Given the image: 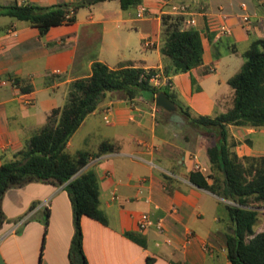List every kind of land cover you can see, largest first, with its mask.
<instances>
[{"label":"crops","instance_id":"1","mask_svg":"<svg viewBox=\"0 0 264 264\" xmlns=\"http://www.w3.org/2000/svg\"><path fill=\"white\" fill-rule=\"evenodd\" d=\"M76 1L0 3L49 6ZM170 3L187 5L186 16L194 19L193 29L202 45L201 64L170 76V89L197 114L224 111L230 105L232 89L222 93L219 88L239 68L250 39L264 37V0H142L126 10H121L116 0H94L75 11L73 23L52 26L42 36L35 27L0 15V164L12 159L52 108L63 107L69 83L87 76L93 61L110 68L129 61L144 68L160 69L166 64L168 59L160 53V17ZM140 8L143 14L137 16ZM244 14L248 15L246 23L241 19ZM220 24L230 32L220 35ZM145 40L150 44L145 46ZM13 78L18 79L17 85L11 82ZM191 79L195 91H191ZM23 85H30L31 90L21 92ZM154 96L141 92L128 101L119 92L105 93L66 143L67 152L90 154L102 141L112 145L110 151L89 156L80 169L95 172L98 207L107 220L101 224L80 217L86 262L230 264L225 256L224 236L230 223L224 201L188 179L196 165L205 169L203 175L209 172L207 138L185 120L175 104V109L167 111L154 104ZM104 113L108 122L102 118ZM247 128V134L256 132ZM232 137L239 140L234 147L238 156L264 155L263 150L245 144V137ZM0 205L5 216L0 226V264H68L73 225L63 184L28 182L10 187ZM44 210L46 228L39 256L36 243L43 225L37 215ZM141 213L159 220L162 230L154 225L139 230ZM263 229L264 219H260L253 230ZM126 232L139 240L129 238ZM29 233L35 242L26 263L18 241Z\"/></svg>","mask_w":264,"mask_h":264},{"label":"trees","instance_id":"2","mask_svg":"<svg viewBox=\"0 0 264 264\" xmlns=\"http://www.w3.org/2000/svg\"><path fill=\"white\" fill-rule=\"evenodd\" d=\"M116 1L121 10H126L142 0ZM85 5L84 0L49 6L0 3V15L25 22L42 36L52 26L73 23L75 11ZM160 22V53L167 57L168 62L158 69L135 66L130 61L110 68L101 61H93L87 76L69 83L63 107L52 108L45 122L29 136L20 150L13 153L12 159L0 164V202L10 187L28 182L63 184L71 206L73 225L67 251L68 264H87L82 250L80 217L86 216L101 224H106L107 220L98 207L95 172L80 169L88 162L89 156L97 157L110 151L112 145L102 141L90 154L81 150L67 152L66 143L105 93L119 92L124 99L131 101L141 91L154 95L163 91L185 120L200 128L207 138L209 172L203 175L194 169L188 173V179L195 186L228 201L223 202L230 223V231L224 236L227 261L230 264H264V229L256 233L253 230L257 219L254 207L262 206L260 202H264V156H238L234 147L239 141L229 140L226 131L229 125L264 128V37L250 39L241 53L239 68L227 79L232 89L230 105L215 115L191 114L189 107L183 105L170 89V84L153 85L149 78L155 74L170 77L201 64L199 33L192 28H183L181 16L162 14ZM11 82L17 85L18 79L13 78ZM191 85L194 86L192 79ZM19 89L28 92L31 86L23 85ZM46 217L47 210H44V227ZM4 221L0 205V226ZM125 234L139 240L132 233ZM41 249L42 241L39 256Z\"/></svg>","mask_w":264,"mask_h":264},{"label":"rangeland","instance_id":"3","mask_svg":"<svg viewBox=\"0 0 264 264\" xmlns=\"http://www.w3.org/2000/svg\"><path fill=\"white\" fill-rule=\"evenodd\" d=\"M96 1H101V0H96ZM194 86L191 85V91H195ZM219 91L222 93H228V92L230 93L231 89L229 85L225 83V84H222V86L219 88ZM141 92L147 93V91H141ZM219 110H223V109H220L219 107ZM189 112L191 114H197L195 111H193L190 108H189ZM247 129H248L247 127H236V126L227 127L226 131L228 134V139L230 140L231 138H233L232 135L236 137H245V140L244 139L242 140L245 144L247 145L251 144V147L253 149L255 148V149H260L264 151V135L262 136V134L264 133V128H253L254 131H256L254 132L255 134L254 133L247 134V131H248ZM233 139L236 140L235 138ZM223 201L226 202V200L224 199ZM260 204H262V206L254 207L257 210V219L255 223L253 224V229H257L260 225V219H264V202H260ZM37 217L39 218L38 221H40V223L43 225V229L41 232V238H39L38 242L36 243L38 252H40L41 241H42V246H43L42 236H43V233L45 232L46 227H44V213L43 212L38 213ZM19 232L20 230H18L16 233H19ZM34 242L35 241H34L33 235H31L30 233L26 234V236L22 237L21 240L18 241L22 258L26 263L31 259V251L34 247Z\"/></svg>","mask_w":264,"mask_h":264},{"label":"built area","instance_id":"4","mask_svg":"<svg viewBox=\"0 0 264 264\" xmlns=\"http://www.w3.org/2000/svg\"><path fill=\"white\" fill-rule=\"evenodd\" d=\"M240 6L242 8H244V3H240ZM142 14H143V8L138 9L136 15L137 16H142ZM162 14L163 15H170V16H181L182 17L183 26L186 27V28H192L193 29L194 26H195L194 19L192 17L186 16L188 14V10H187V5L186 4H183V3H170V4H168L167 9L162 12ZM241 19H242L243 22L246 23L248 21V15L247 14L242 15ZM218 32H219L220 35H226V34H228L230 32V29L225 24H220ZM143 44L145 46H147V45L150 44V41L149 40H145L143 42ZM55 72L58 73L59 71L56 70ZM149 81L153 85H162V84H167V83L171 84L170 78L168 76H163V75H159V74H155V75L151 76L149 78ZM102 118H103V120L105 122H108L107 113H104ZM194 169L198 170L200 173H205V169L203 167L199 166V165H196ZM112 198L115 199L116 196L113 195ZM226 202H228V201H226ZM150 225H154L155 228L158 231L162 230L159 220L152 221L147 213H141L139 215L138 219H137V228L139 230H142V229H144V228H146V227H148Z\"/></svg>","mask_w":264,"mask_h":264},{"label":"water","instance_id":"5","mask_svg":"<svg viewBox=\"0 0 264 264\" xmlns=\"http://www.w3.org/2000/svg\"><path fill=\"white\" fill-rule=\"evenodd\" d=\"M94 0H84L85 3H90ZM154 104L156 106H159L167 111H171L175 109L174 103L172 100H170L163 91L158 92L154 96Z\"/></svg>","mask_w":264,"mask_h":264}]
</instances>
